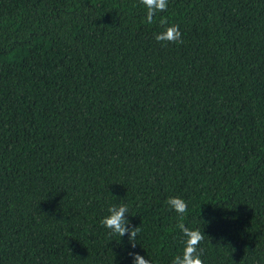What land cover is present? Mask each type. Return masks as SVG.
<instances>
[{
    "label": "trees",
    "instance_id": "1",
    "mask_svg": "<svg viewBox=\"0 0 264 264\" xmlns=\"http://www.w3.org/2000/svg\"><path fill=\"white\" fill-rule=\"evenodd\" d=\"M156 20L139 0H0V264H172L180 222L204 264H264V0ZM171 25L183 43L157 42ZM120 204L134 249L101 224Z\"/></svg>",
    "mask_w": 264,
    "mask_h": 264
},
{
    "label": "clouds",
    "instance_id": "2",
    "mask_svg": "<svg viewBox=\"0 0 264 264\" xmlns=\"http://www.w3.org/2000/svg\"><path fill=\"white\" fill-rule=\"evenodd\" d=\"M139 2L144 6L145 19L148 24L156 23L157 16L166 12L169 6V0H139ZM159 23L167 25V20L161 16ZM155 39L164 45L183 43L182 33L177 25L166 27L164 31L155 35ZM166 203L183 221L184 215L188 211L187 202L180 197H170ZM108 212L109 214L101 220L102 226L107 228L111 235H119L123 238L127 234L129 243L134 249L137 244L136 239L140 232V227L130 226L128 206L126 204L111 206ZM178 228L184 238V248L182 254L177 255L172 264H204L201 244L205 239V233L199 229H190L183 222L178 224ZM129 255L133 257V264H151L149 259L139 253L130 252Z\"/></svg>",
    "mask_w": 264,
    "mask_h": 264
}]
</instances>
